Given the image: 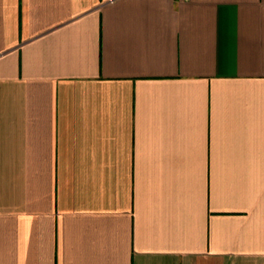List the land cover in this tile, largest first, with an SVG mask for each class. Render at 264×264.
Here are the masks:
<instances>
[{"label":"crops","instance_id":"0c3cea01","mask_svg":"<svg viewBox=\"0 0 264 264\" xmlns=\"http://www.w3.org/2000/svg\"><path fill=\"white\" fill-rule=\"evenodd\" d=\"M0 264H264V0H0Z\"/></svg>","mask_w":264,"mask_h":264}]
</instances>
